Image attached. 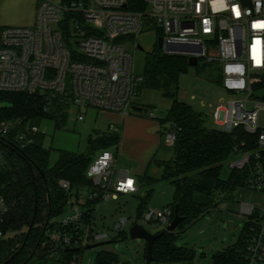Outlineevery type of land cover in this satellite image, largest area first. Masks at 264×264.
Instances as JSON below:
<instances>
[{"label": "built area", "instance_id": "obj_1", "mask_svg": "<svg viewBox=\"0 0 264 264\" xmlns=\"http://www.w3.org/2000/svg\"><path fill=\"white\" fill-rule=\"evenodd\" d=\"M143 10L128 8L130 0H38L35 21L29 27H0V92L42 96L50 104L60 100L70 107L94 109L126 116L142 86L135 73L137 37L148 29L162 40L167 55L196 58L197 63L217 65L221 88L233 96L215 104L210 117L225 133L236 130L254 138V149L244 151V142L234 146L230 169L247 171L245 186L264 192V100L257 89L264 77V0H141ZM73 45L75 48H73ZM132 47V49H130ZM159 49V48H158ZM153 117L152 113L148 114ZM78 121L84 115L78 113ZM11 121L0 122V138L14 128ZM39 132L36 126L27 129ZM165 143L172 146L175 134L167 131ZM24 136L18 142L24 145ZM115 157L109 150L99 152L86 170L97 188L87 194L93 200L101 194L96 208L118 194H133L137 182L128 171H115ZM59 186L69 192L68 181ZM83 203L69 199L59 220L63 230L48 236L55 245L86 248L109 242L135 224L153 234L164 231L172 221V211L148 207L139 219L120 218L108 231L83 223ZM9 208L0 193V240ZM246 264H264V212L253 205L240 204ZM83 227V233H68L66 227ZM150 232V231H149ZM71 264H80L76 258Z\"/></svg>", "mask_w": 264, "mask_h": 264}, {"label": "trees", "instance_id": "obj_2", "mask_svg": "<svg viewBox=\"0 0 264 264\" xmlns=\"http://www.w3.org/2000/svg\"><path fill=\"white\" fill-rule=\"evenodd\" d=\"M61 1L67 4L73 0ZM128 8L143 10L144 4L141 0H130ZM187 68L185 56L163 54L157 45L144 54L141 87L160 90L164 97L171 100L159 125L165 133L170 131L175 134L173 157L167 161L154 159V163L161 168L160 179L168 181L173 187L172 202L167 206L172 211V219L175 210L184 218L175 232H165L153 243L154 262L192 260L194 252L191 248L175 245L178 231L230 198L237 188L245 187L247 171L229 169L224 174V165H230L237 143L244 142V151L254 149L253 137L239 130L229 134L209 128L204 113L177 99L178 79ZM257 89L262 91L264 100V77ZM69 109L70 106L60 100L49 104L37 94L0 92V122L15 123L14 128L4 138H0V193L9 208L3 225L6 236L0 240V264L12 257L23 242L22 250L8 264H71L83 249L55 245L48 235L63 230L59 220L67 211L69 199L77 203L85 199L82 205L83 223L84 226L92 223L91 215L100 202L101 194L93 200H87L85 196L97 188L85 173L99 152L118 149L121 135L120 128L115 132L94 131V136L87 140L84 153L59 150L57 160L51 165L50 150L43 147L44 134L40 131L30 134L27 129L33 126L39 128L44 122H51L55 129L62 128L66 125ZM134 110L146 112L135 106ZM21 135L24 136L22 143L26 142L24 145L18 142ZM27 164L33 171V177ZM138 179L145 185L155 182L147 172ZM60 180L69 182L68 193L59 186ZM151 193L152 190H149L144 197L139 198L136 219L142 217ZM33 218V228L26 237ZM84 226L74 229L70 225L65 231L81 235ZM246 228L245 223L233 245L213 254L212 264H246L243 257ZM119 238H125V231L110 240V243ZM95 264L126 263L121 262L115 253L103 250L97 255Z\"/></svg>", "mask_w": 264, "mask_h": 264}, {"label": "rangeland", "instance_id": "obj_3", "mask_svg": "<svg viewBox=\"0 0 264 264\" xmlns=\"http://www.w3.org/2000/svg\"><path fill=\"white\" fill-rule=\"evenodd\" d=\"M58 1V0H53ZM138 44L143 50L135 52V73L142 76L144 54L151 51L156 45L155 33L144 30L137 37ZM73 48L74 45H73ZM132 49V47L130 48ZM220 71L217 65L204 64L199 60L197 65H188L187 71L178 79L177 99L202 112L207 116V126L215 129L216 126L210 117L215 104L232 99L220 86ZM132 106L127 115L100 112L94 109L70 107L66 125L55 129L51 122H44L39 131L44 134L43 147L50 150V164L58 158L59 150H66L82 154L86 150L87 140L94 136V131H117L120 128L121 141L118 149L111 148L115 157V171L125 170L129 162H125L123 155L132 158L136 166L147 172L155 182L145 185L137 179V191L133 194L117 195L116 199H109L99 205L94 213L93 229L108 231L120 218L135 219L138 215L139 198L144 197L147 191L152 190L147 200L144 212L148 207L162 210L172 202L173 187L168 181L161 180V168L154 163L167 161L173 157L172 146L165 143V130L159 125L170 107L171 100L164 97L162 91L140 87L133 98ZM134 106L146 112H136ZM78 113L84 115L83 121L77 120ZM152 113L153 117L148 114ZM119 121V125H113ZM124 144V145H123ZM122 151V157L120 150ZM235 158L231 159V162ZM228 163L224 165V174L229 172ZM84 200H81V204ZM253 205L258 211L264 212V192L252 190L248 187H239L234 190L230 198L212 208L209 213L201 216L197 221L178 231L175 245L191 248L194 256L191 261L149 264H212V256L217 251L233 245L241 234L245 220L240 217V204ZM143 212V213H144ZM156 228H148L155 232ZM129 228L125 229V238L107 245L93 248H83L77 259L80 264H95L97 255L108 250L115 253L121 262L126 264H147L145 255V241L130 239Z\"/></svg>", "mask_w": 264, "mask_h": 264}, {"label": "crops", "instance_id": "obj_4", "mask_svg": "<svg viewBox=\"0 0 264 264\" xmlns=\"http://www.w3.org/2000/svg\"><path fill=\"white\" fill-rule=\"evenodd\" d=\"M38 0H0V27H29L34 24L36 5ZM120 115V114H119ZM117 121L113 125H119ZM124 145V144H123ZM120 150L122 157V151ZM125 162H129V167L125 169L135 178L136 182L139 176H142L145 171L139 169L133 159L123 155ZM122 195V194H119ZM124 195V194H123Z\"/></svg>", "mask_w": 264, "mask_h": 264}, {"label": "water", "instance_id": "obj_5", "mask_svg": "<svg viewBox=\"0 0 264 264\" xmlns=\"http://www.w3.org/2000/svg\"><path fill=\"white\" fill-rule=\"evenodd\" d=\"M157 47L159 49H161V47H162L161 38H158V40H157ZM138 49L143 50V48L141 46H138ZM187 64L190 66H195V65H197V59L193 58V57L188 58ZM27 166L30 170L31 177H33V171L31 169L30 165L27 164ZM183 220H184V218L180 217L177 214V210H175V215H174L172 221L170 222V224L166 227V229L164 231L153 234V233L149 232L148 230H146L141 225L135 224L129 228L128 236L130 239H141V240L145 241V244H146V256L145 257H146L147 264H149V263L154 261L153 256H152L153 243L157 239H159L165 232H167V233L175 232ZM33 221H34V218L32 219L31 224H30V226L26 232V237H28L29 233L31 232V230L33 228ZM24 244H25V242H23V244L21 245L19 250L12 257H10L8 260H6L3 264H8L13 259V257L22 250V248L24 247ZM107 244H108L107 241L99 242L96 244L87 245L86 248L89 249V248H93V247H97V246H101V245H107Z\"/></svg>", "mask_w": 264, "mask_h": 264}]
</instances>
